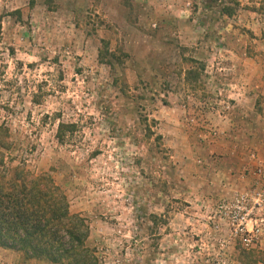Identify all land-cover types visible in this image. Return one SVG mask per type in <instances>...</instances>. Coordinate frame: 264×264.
Returning a JSON list of instances; mask_svg holds the SVG:
<instances>
[{
  "label": "rangeland",
  "instance_id": "obj_1",
  "mask_svg": "<svg viewBox=\"0 0 264 264\" xmlns=\"http://www.w3.org/2000/svg\"><path fill=\"white\" fill-rule=\"evenodd\" d=\"M263 84L264 0H0V130L100 264H264L208 220L264 156Z\"/></svg>",
  "mask_w": 264,
  "mask_h": 264
},
{
  "label": "trees",
  "instance_id": "obj_2",
  "mask_svg": "<svg viewBox=\"0 0 264 264\" xmlns=\"http://www.w3.org/2000/svg\"><path fill=\"white\" fill-rule=\"evenodd\" d=\"M75 129L59 124L58 142L66 144ZM9 138L0 130V247L49 264H100L86 220L72 213L49 174L31 171L25 160L15 163Z\"/></svg>",
  "mask_w": 264,
  "mask_h": 264
},
{
  "label": "built area",
  "instance_id": "obj_3",
  "mask_svg": "<svg viewBox=\"0 0 264 264\" xmlns=\"http://www.w3.org/2000/svg\"><path fill=\"white\" fill-rule=\"evenodd\" d=\"M253 179L247 189L218 201L208 217L221 248L254 247L264 241V164L252 156Z\"/></svg>",
  "mask_w": 264,
  "mask_h": 264
},
{
  "label": "crops",
  "instance_id": "obj_4",
  "mask_svg": "<svg viewBox=\"0 0 264 264\" xmlns=\"http://www.w3.org/2000/svg\"><path fill=\"white\" fill-rule=\"evenodd\" d=\"M254 86V85H253ZM262 86H264V84L262 85ZM251 89V87L248 89V90H250ZM251 91V90H250ZM247 133H251L250 131H247ZM239 135H241L242 137H249V135H246L245 136V134H243V133H241V134H239ZM250 142L248 141V145L250 146ZM242 149H244V147L242 146ZM242 149H241V154H242ZM263 153L262 154H264V149H263V151H262ZM243 155H244V153H243ZM241 159V158H240ZM262 162H263V164H264V156H262ZM237 167H239V169L241 168V166H237ZM252 171H253V165L252 164H249V167L247 168V170H246V173L245 174H243V177H241V179H243V182L245 183V187H250L251 186V184H252V179H253V175H252ZM246 175V176H245ZM226 187H227V185L225 186V188H222V190H223V192H226L225 190H226Z\"/></svg>",
  "mask_w": 264,
  "mask_h": 264
}]
</instances>
